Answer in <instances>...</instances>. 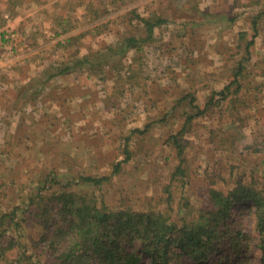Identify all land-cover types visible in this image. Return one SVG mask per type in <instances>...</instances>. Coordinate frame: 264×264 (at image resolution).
Segmentation results:
<instances>
[{"label": "rangeland", "instance_id": "374dc122", "mask_svg": "<svg viewBox=\"0 0 264 264\" xmlns=\"http://www.w3.org/2000/svg\"><path fill=\"white\" fill-rule=\"evenodd\" d=\"M8 2L0 0V33L12 35L0 46V215L14 210L21 230L9 227L5 238L26 248L41 246L44 229L27 199L59 189L49 182L52 170L60 171L59 178L108 176L106 184L89 190L99 200L115 209L154 208L176 225L197 219L208 189L225 193L238 182L255 181L264 194V0L248 5L241 0H63L61 14L41 17L40 12L36 25L29 14H38L40 0ZM45 2L48 10L52 1ZM150 13L166 21L154 32L156 45L129 50L125 66L130 58L138 61L118 75L140 73L144 85L133 93L113 83L115 71L109 67L107 84L82 69L56 75L119 36L143 34L135 14ZM100 26H106L103 34H88ZM107 56L103 51L100 59ZM108 58L110 66L120 60ZM238 65L244 70L239 89L230 87L231 94L237 90L234 109L228 99L192 119L182 134L183 176L174 178L181 163L167 140L195 114L188 99L179 103L178 98L193 92L195 106H202L232 81ZM33 77L50 80L27 103L32 90L20 88ZM112 84L123 88L127 99L121 95L110 102ZM117 163L120 169L112 175ZM243 210L239 206L233 213L249 236L243 252L251 264H261L252 217L239 214ZM173 251L181 254V264H191ZM38 260L44 264L42 256Z\"/></svg>", "mask_w": 264, "mask_h": 264}, {"label": "trees", "instance_id": "16d2710c", "mask_svg": "<svg viewBox=\"0 0 264 264\" xmlns=\"http://www.w3.org/2000/svg\"><path fill=\"white\" fill-rule=\"evenodd\" d=\"M8 1L10 6L17 2V0ZM23 1L21 0L20 3ZM244 1L245 5H248L249 2L258 4L260 0H241V3L244 4ZM135 17L142 25L143 34L119 36L115 44L105 45L94 53L90 52L82 58H78L79 60H76L71 66H62L56 75L82 69L89 75L100 77V82L105 81L107 84L108 70L106 68L109 67L115 71L116 79L111 80L116 85L129 86L130 93L133 89L142 87L144 84L139 72L133 74L126 72L123 77L118 75L125 67L128 69L132 65L131 63L138 61V58H130V65L125 66L126 53L129 50L137 53L144 44L156 45L154 32L165 25L166 21L154 13H150L146 17L135 14ZM253 28L256 29L254 26ZM105 29L106 26H100L89 31L88 34L101 35ZM5 34L6 32L0 33L1 43L5 42ZM255 35L254 31V35L246 46L248 53L254 44ZM103 51L106 52L107 57H118L121 61L118 60L110 66L107 57L100 59ZM243 70L242 65H238L232 81L218 92H212L202 106H195L196 98L193 92L178 98L177 102L179 103L188 99V103L195 109V114H189L183 127L177 133L169 136L167 140V144L170 143L171 147L176 150L181 163L172 174L174 178L176 175L183 176L182 155L186 146L182 141L183 132L186 131L192 119L206 114L207 110L218 106V104L226 103L228 99H231V110L234 109L233 94L237 90H233L234 92L231 94L230 87L235 86L234 89H239L238 78ZM134 77L136 79L133 80ZM49 80L50 77L42 79L33 77L23 84L20 89L32 90L26 102L35 101L36 96L38 97L42 93ZM114 85L110 88L112 93L109 96V101L114 103L121 95L127 99L128 94L123 92V88L116 89ZM134 132H138V130H134ZM123 150L127 153L126 159H128L127 147ZM120 164L117 163L114 166L112 175L118 173ZM58 172L60 171L52 170L49 179L50 183L58 186V190H53L48 195L38 192L35 196L27 199V207L30 206L36 210L32 213L40 219L44 229L40 241L37 242L38 245L41 244L38 249L34 246L26 248V246L14 242L13 238H5L9 227L14 226L16 233H19L21 223L15 220L16 212L14 213V210L0 215V264H43L38 260L40 256L43 257L44 264H181L182 257L179 256L181 254L176 253L173 249L185 255L191 264L206 261L212 264H251L244 253L249 249V236L243 232L241 222L233 219L234 210L239 206L244 209L239 214L252 217V229L257 236L256 248L261 253V264H264V194L255 181L238 182L225 193L208 189L205 192L206 205L197 209V219L176 225L166 212L154 208L144 210H134L132 207L115 209L103 200H99L94 192L89 190L100 188L106 184L110 180L108 176L87 175L69 178L68 174L66 177L59 178ZM63 178L69 179L63 182ZM81 186L86 187L80 188ZM68 187L69 190H67ZM15 248L18 249L15 250ZM13 249L15 253L12 255L9 251ZM219 251H221V255L213 258L212 255Z\"/></svg>", "mask_w": 264, "mask_h": 264}, {"label": "crops", "instance_id": "0c3cea01", "mask_svg": "<svg viewBox=\"0 0 264 264\" xmlns=\"http://www.w3.org/2000/svg\"><path fill=\"white\" fill-rule=\"evenodd\" d=\"M47 1H52V2H50L51 4H50V7L49 8H47L48 10H44V6L42 5L43 3L42 2H45V0H40V4H41V6H40V9L39 8H37V11H38V14L36 13V12H33L32 14H29V15H31V17L33 18H31L32 20H30V24L32 25V24H34V25H36V23L39 21L38 20V17L40 16V12H41V17L43 16V15H55V16H57V15H59V14H61V10H62V1L63 0H46V2ZM64 1H66V0H64ZM153 1H155V0H150V3H152ZM45 2V3H46ZM157 3H159V0H156V4ZM34 5V7H35V3L33 4ZM54 6V7H56V8H53L52 6ZM38 6V5H37ZM32 9H34V8H31V9H29V10H32ZM40 10V11H39ZM63 12H66V13H68V8H66V9H64L63 8ZM35 13V14H34ZM27 16V15H26ZM11 18H13V17H11ZM19 21H22V23H23V25L24 24H27V20L26 19H20ZM48 25H50V23H48ZM40 28H41V26H39ZM50 33V32H49ZM31 79V78H30ZM30 79H28V80H26V82H28ZM25 82V83H26Z\"/></svg>", "mask_w": 264, "mask_h": 264}, {"label": "built area", "instance_id": "2783aa9c", "mask_svg": "<svg viewBox=\"0 0 264 264\" xmlns=\"http://www.w3.org/2000/svg\"><path fill=\"white\" fill-rule=\"evenodd\" d=\"M4 38H5V39H11V38H12V35H11L10 33H8V34H6V35L4 36ZM0 46H3V47H4V43H1V42H0ZM7 48H9V47H7Z\"/></svg>", "mask_w": 264, "mask_h": 264}]
</instances>
